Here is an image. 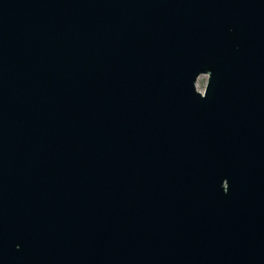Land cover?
<instances>
[{
  "label": "water",
  "instance_id": "95a60500",
  "mask_svg": "<svg viewBox=\"0 0 264 264\" xmlns=\"http://www.w3.org/2000/svg\"><path fill=\"white\" fill-rule=\"evenodd\" d=\"M0 264H264V0H0Z\"/></svg>",
  "mask_w": 264,
  "mask_h": 264
},
{
  "label": "rangeland",
  "instance_id": "374dc122",
  "mask_svg": "<svg viewBox=\"0 0 264 264\" xmlns=\"http://www.w3.org/2000/svg\"><path fill=\"white\" fill-rule=\"evenodd\" d=\"M205 81H206V76L201 75V76L198 77L197 82H196L197 90H202L203 89Z\"/></svg>",
  "mask_w": 264,
  "mask_h": 264
}]
</instances>
